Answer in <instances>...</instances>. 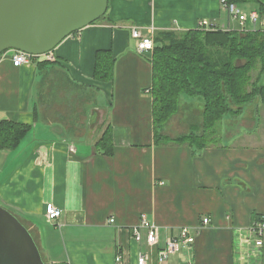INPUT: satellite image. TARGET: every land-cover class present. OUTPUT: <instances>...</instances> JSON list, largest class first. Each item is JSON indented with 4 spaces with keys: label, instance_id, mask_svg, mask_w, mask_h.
<instances>
[{
    "label": "crops",
    "instance_id": "crops-1",
    "mask_svg": "<svg viewBox=\"0 0 264 264\" xmlns=\"http://www.w3.org/2000/svg\"><path fill=\"white\" fill-rule=\"evenodd\" d=\"M203 19L224 30L253 28L220 0H108L105 14L63 39L52 60L15 66L13 50L0 55V120L28 126L15 149L0 151V206L28 229L44 264H136L141 251L147 264H264V230L253 229L264 222V105L225 116L218 145L154 141L150 54L137 52L131 30L154 39ZM101 49L115 58L112 81L93 78ZM187 110L195 121H183ZM200 123V100L183 95L162 134ZM106 127L111 155L95 146ZM48 203L62 211L54 221ZM143 215L158 228L157 244L143 228L133 236ZM182 227L193 242L158 263V250Z\"/></svg>",
    "mask_w": 264,
    "mask_h": 264
},
{
    "label": "trees",
    "instance_id": "trees-1",
    "mask_svg": "<svg viewBox=\"0 0 264 264\" xmlns=\"http://www.w3.org/2000/svg\"><path fill=\"white\" fill-rule=\"evenodd\" d=\"M254 3L264 19V0H228ZM151 63L152 120L155 144H185L201 150L218 145L225 115L238 116L244 107L258 101L264 105V27L224 30L201 27L161 32L154 38ZM114 62L110 50H97L93 78L113 80ZM255 72V75L253 73ZM182 95L201 101L198 132L175 137L162 129L178 111ZM28 126L10 119L0 120V151L13 150ZM105 155L113 152L109 128L95 143ZM253 215V220L257 219Z\"/></svg>",
    "mask_w": 264,
    "mask_h": 264
},
{
    "label": "water",
    "instance_id": "water-1",
    "mask_svg": "<svg viewBox=\"0 0 264 264\" xmlns=\"http://www.w3.org/2000/svg\"><path fill=\"white\" fill-rule=\"evenodd\" d=\"M108 0H0V55L22 51L39 56L97 21ZM0 264H44L28 229L0 206Z\"/></svg>",
    "mask_w": 264,
    "mask_h": 264
},
{
    "label": "built area",
    "instance_id": "built-area-1",
    "mask_svg": "<svg viewBox=\"0 0 264 264\" xmlns=\"http://www.w3.org/2000/svg\"><path fill=\"white\" fill-rule=\"evenodd\" d=\"M221 5L228 11L229 15L236 19L241 25L245 22H249L252 25L258 24L260 27H264V19L260 17L257 10H250L246 12L242 10L236 3L228 2V0H220ZM199 26L204 29H214L215 26L211 25L209 21L203 19L199 22ZM256 28V27H255ZM244 29V28H242ZM131 37L136 41V50L139 54L148 55L154 49V39L151 35H143L138 29L131 30ZM42 56L46 59H53V55L50 52L45 53ZM32 56L22 51H14L12 55V62L15 66L26 63L29 61L31 57H39ZM62 211L57 208L55 205L48 203L45 207V216L48 221H54L61 216ZM109 222H113L114 219L111 217L108 220ZM209 223L208 217L202 218V224L206 225ZM139 228H143L146 230V242L149 245L157 244L158 241V228L157 226L146 219L143 215L139 221V224L136 228L133 229V236L135 239H140ZM257 233L261 234L264 230V222H259L253 228ZM194 240V235L191 232V229L188 227H182L180 231L173 237H169L166 239L165 246L158 250L157 261L158 263H162L167 257L180 249L183 245H190ZM120 260V256H116V261ZM148 255L141 251L138 254L136 264H147Z\"/></svg>",
    "mask_w": 264,
    "mask_h": 264
},
{
    "label": "rangeland",
    "instance_id": "rangeland-1",
    "mask_svg": "<svg viewBox=\"0 0 264 264\" xmlns=\"http://www.w3.org/2000/svg\"><path fill=\"white\" fill-rule=\"evenodd\" d=\"M244 10L246 11V12H249L250 11V9L249 8H247V7H244ZM253 28H255V27H258V24H256V25H253L252 26ZM252 28V29H253ZM253 75H255V72L253 73ZM183 96V95H182ZM182 96H181V99H182ZM187 96V98H195V99H199V98H197V97H192V96H189V95H186ZM61 97H62V95H61ZM200 100V99H199ZM66 102H67V100H66ZM194 103H195V101H194ZM200 103H201V101H200ZM253 104V103H252ZM252 104H250V105H246L245 107H244V112L246 111L247 112V110H249V108H251V107H249V106H252L253 107V111H255L256 110V105L254 104V105H252ZM195 105H196V103H195ZM74 107H75V105H74ZM196 106H194V104H193V106L191 107V110H193V108H195ZM249 112V111H248ZM248 112H247V115H248ZM177 113V112H176ZM192 113L193 114H195L194 112H191L190 110H187V112L186 113H184V117H182V118H184V120L183 121H185L186 123H189V120L190 121H195V115H192ZM243 114V113H242ZM242 114H240V115H238V116H230V115H225V116H228V120H235L236 118L238 119V118H240L241 116H242ZM246 114V113H245ZM225 116H224V118H225ZM240 116V117H239ZM248 117V116H247ZM224 123V122H223ZM222 123V124H223ZM199 126L197 127V126H195V127H191V131H194V132H198L199 131ZM222 129L223 130H228V128L226 127V128H222V126H221V131H222ZM236 129H238V127H236L235 125H233V130H236ZM42 259H43V257H42ZM44 260V259H43Z\"/></svg>",
    "mask_w": 264,
    "mask_h": 264
}]
</instances>
